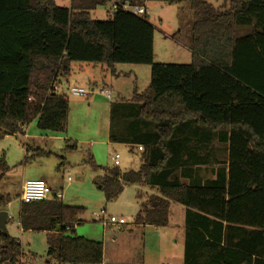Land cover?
Wrapping results in <instances>:
<instances>
[{
  "label": "trees",
  "instance_id": "1",
  "mask_svg": "<svg viewBox=\"0 0 264 264\" xmlns=\"http://www.w3.org/2000/svg\"><path fill=\"white\" fill-rule=\"evenodd\" d=\"M165 1L188 4L192 12L188 64L155 62L149 16L119 9L107 20L94 19L92 12L110 0H72L70 7L55 0H0V142L23 135L33 121L43 131H67L70 101L52 86L67 82L75 64L113 71L120 63L150 65L148 88L135 92L124 113L135 111L134 121L125 118L118 133L110 132L113 143L131 151L142 147L141 166L106 168L99 184L107 200L126 185L154 190L144 200L137 194L135 223L141 226H167L170 204L186 207L185 264H264V0ZM223 131L231 133L229 178L223 169L207 184L183 181L179 167L206 157L177 154L186 142L177 137ZM9 171L0 151V183ZM11 200L0 193V211ZM85 210L57 198L22 203L20 225L47 232L50 261L102 264L104 243L75 232ZM28 255L0 228V264H33Z\"/></svg>",
  "mask_w": 264,
  "mask_h": 264
},
{
  "label": "rangeland",
  "instance_id": "2",
  "mask_svg": "<svg viewBox=\"0 0 264 264\" xmlns=\"http://www.w3.org/2000/svg\"><path fill=\"white\" fill-rule=\"evenodd\" d=\"M208 1L215 5H222L225 2L224 0ZM59 2L61 5L63 4L61 2L69 5L68 0ZM146 5L149 9L148 19L155 28V62L190 63L193 16L188 8L189 5L168 3L165 0H147ZM108 13L109 5H102L92 12V17L107 20ZM116 67L122 72L120 76L109 74L107 78L103 77L112 89V99L105 94L102 96L100 92L101 98L99 97L96 102L92 100L93 95L73 96L67 90L69 84L63 82L70 101L67 131L55 132L49 136L45 135L44 138L38 137L32 140L22 136L7 135L0 142V151L5 153L10 165V171L0 183L1 189L6 187L12 199L7 208L10 214L7 231L21 241L26 253L33 254V264H57V262L50 261L47 255V232L22 230L20 225L22 200L15 192L23 177L25 179L45 177L48 182L58 187L57 189L64 196L61 199L65 204L84 207L86 210L82 217L83 222L76 226L75 232L80 236L102 241L107 258L112 256L118 260L130 255V242L142 245L140 235L136 234V239L130 236L139 185H126L118 198L107 200L99 180L105 175L106 168L118 167L124 172L138 170L141 166L142 150L140 151L138 146L131 151L129 145L111 144L108 140L110 132L118 133L121 128L120 123L125 118L127 123L134 121L135 111L126 117L124 113L132 102L135 92L142 93L148 88L151 81V66L120 63ZM33 126L36 129L37 122ZM37 130L41 133L39 127ZM94 142H96L95 146H93ZM68 144L76 146L68 148ZM28 145L29 153L26 151ZM37 146H42L50 152L42 154L35 148ZM115 153L121 155L119 166L115 165ZM91 159L98 167H93ZM25 170L26 174H24ZM103 209L110 214L125 216L128 224L119 230L110 224L105 226L96 216ZM161 233L162 231L154 227L145 228V240L143 239L145 259L150 264H158L161 256L159 251L165 248L169 250L175 245L173 242L177 237L174 238L171 234L161 236ZM174 252L178 253V249ZM28 257L31 260V256Z\"/></svg>",
  "mask_w": 264,
  "mask_h": 264
},
{
  "label": "crops",
  "instance_id": "3",
  "mask_svg": "<svg viewBox=\"0 0 264 264\" xmlns=\"http://www.w3.org/2000/svg\"><path fill=\"white\" fill-rule=\"evenodd\" d=\"M56 3L60 6H67L65 2L62 5L59 4L60 0H55ZM227 1V0H224ZM68 7L71 6L72 0H68ZM108 15H110L108 13ZM247 32V30H242V34ZM192 61V60H191ZM99 73V75H97ZM109 74H112L114 76H120L122 72H119L117 70V67H115V70L113 71L110 67L101 65V64H80L77 63L73 66V72L70 79L67 81L68 84H77L82 87L88 88L91 93L90 95H93V102H96L100 96V93L103 96L102 89H110L112 92V89L108 84H106V79ZM105 77V78H103ZM105 79V80H104ZM99 87L101 89H99ZM100 92V93H99ZM74 96V95H73ZM89 96V95H88ZM78 97V96H76ZM113 97V95H112ZM111 97V99H112ZM110 99V98H109ZM37 121L31 122L29 125H27L24 128V134L23 135H14V136H22L25 139H37L44 138L45 135H51L55 132H49V131H40L37 130V128H34V124ZM38 126V125H37ZM184 139L186 142L184 144L183 150L178 152L177 154H182L185 157L188 155L190 156H196V157H206L205 161L196 165H182L177 170L179 173V177L190 184H207L213 181H216L219 178V174L221 170H225L227 179L229 178V154H230V139H231V133L230 132H187L182 134L181 136H178L176 140L178 139ZM109 143L113 144L110 140L109 136ZM117 144V143H115ZM96 145V142H94L93 146ZM127 145V144H126ZM29 146V145H28ZM141 146L138 147L140 149ZM36 149H42L46 152V149L42 148V146L35 147ZM34 148V149H35ZM30 149V146H29ZM27 153H29V150L26 149ZM143 151V150H142ZM52 152V151H51ZM4 153V152H2ZM5 154V153H4ZM6 156V155H5ZM7 159V157H6ZM44 163V162H42ZM121 164V163H120ZM26 169V168H25ZM27 170V169H26ZM26 170L25 173L26 174ZM6 178V177H5ZM37 179L44 180L49 187L52 189V193L55 195L56 193H61L59 189H57V186L52 185V183L48 182L45 177H39ZM5 180V179H4ZM32 180L25 179L24 177L21 178L18 189L15 192V194L19 195L21 197L23 186L25 181ZM3 182V181H2ZM2 187V186H1ZM0 187V193L4 194H10L8 192V189L5 187V189H1ZM56 187V188H55ZM138 189V192L141 191L143 194V200L154 190L151 188L145 186ZM137 192V194H138ZM11 195V194H10ZM64 198V196L62 197ZM62 200V199H61ZM11 203V202H10ZM9 203V205H10ZM8 205V206H9ZM7 206V208H8ZM136 212L134 214V217L137 215L139 209H140V199H138V196L136 195ZM8 211V209H6ZM9 213V211H8ZM123 216V215H120ZM125 217V216H124ZM126 218V217H125ZM10 219V214L8 217V220ZM8 220L6 223V229L8 225ZM128 224V222H127ZM126 224V225H127ZM111 225V224H110ZM113 227V225H111ZM125 226V225H124ZM123 226V227H124ZM186 226H187V209L181 204L172 202L170 204L169 208V223L167 226L164 227H157L153 225H145L141 226L134 222L130 225V236L134 237L133 239H136V234L141 236L142 239V245H137V243L133 244L130 242V255L127 257L124 256L122 259H115L112 256H109V258L106 257L105 249H104V261L102 264H150L145 259V228L148 227H154L160 231H162L161 236L166 234H171L175 239L174 246H171L169 250L165 248V250L159 251L160 253V259L158 264H185V245H186ZM115 227V226H114ZM23 231H25L22 228ZM144 231V234H143ZM178 235V236H177ZM85 237V236H84ZM88 238V237H86ZM172 238V237H171ZM17 239V238H16ZM91 239V238H89ZM144 239V240H143ZM94 240V239H92ZM132 240V239H131ZM98 241V240H97ZM21 242V241H20ZM144 242V243H143ZM115 243V242H114ZM178 249V253L174 252V250ZM184 249V252H183ZM31 256L32 262L34 261L33 254L31 252L28 253ZM130 260V261H129Z\"/></svg>",
  "mask_w": 264,
  "mask_h": 264
},
{
  "label": "built area",
  "instance_id": "4",
  "mask_svg": "<svg viewBox=\"0 0 264 264\" xmlns=\"http://www.w3.org/2000/svg\"><path fill=\"white\" fill-rule=\"evenodd\" d=\"M122 9L127 12H131L138 16H149V9L146 3L143 4H133L129 1L121 2L117 0H110L109 3V14L113 15L117 10ZM63 81L56 80L53 83L52 89L56 92L63 93L65 89L63 87ZM67 90L74 96L83 97L90 95L91 91L86 88L79 86L77 84H69ZM102 92L111 99L112 92L110 89H102ZM142 149V147H140ZM115 165L119 166L121 163V155L115 153L114 155ZM63 197L62 193H52V189L49 185L41 179H32L27 180L24 183L23 191L21 194L22 203H30L34 201H44L51 199H61ZM98 220H100L105 226L111 224L115 226L116 229H121L124 225L127 224V219L124 216L110 214L106 209H103L97 215Z\"/></svg>",
  "mask_w": 264,
  "mask_h": 264
},
{
  "label": "water",
  "instance_id": "5",
  "mask_svg": "<svg viewBox=\"0 0 264 264\" xmlns=\"http://www.w3.org/2000/svg\"><path fill=\"white\" fill-rule=\"evenodd\" d=\"M9 217V213L6 210L0 211V228L6 230V223Z\"/></svg>",
  "mask_w": 264,
  "mask_h": 264
}]
</instances>
